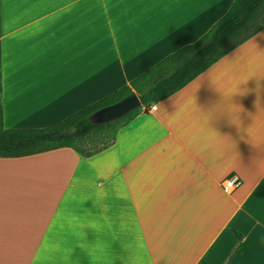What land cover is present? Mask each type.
<instances>
[{
  "label": "crops",
  "instance_id": "obj_1",
  "mask_svg": "<svg viewBox=\"0 0 264 264\" xmlns=\"http://www.w3.org/2000/svg\"><path fill=\"white\" fill-rule=\"evenodd\" d=\"M233 2L0 0L4 128L113 94ZM154 104L90 157L0 158V264H264V29Z\"/></svg>",
  "mask_w": 264,
  "mask_h": 264
},
{
  "label": "trees",
  "instance_id": "obj_2",
  "mask_svg": "<svg viewBox=\"0 0 264 264\" xmlns=\"http://www.w3.org/2000/svg\"><path fill=\"white\" fill-rule=\"evenodd\" d=\"M263 10L264 0H234L226 14L197 41L166 56L113 94L49 127L4 128L0 98V158L24 157L60 148H71L90 157L107 149L116 141L119 130L149 105L172 96L263 30ZM133 93L139 97L140 107L109 123H91L93 113Z\"/></svg>",
  "mask_w": 264,
  "mask_h": 264
},
{
  "label": "water",
  "instance_id": "obj_3",
  "mask_svg": "<svg viewBox=\"0 0 264 264\" xmlns=\"http://www.w3.org/2000/svg\"><path fill=\"white\" fill-rule=\"evenodd\" d=\"M140 106L141 101L139 97L133 93L112 105L99 109L91 115L90 121L95 125L109 123L122 118Z\"/></svg>",
  "mask_w": 264,
  "mask_h": 264
},
{
  "label": "built area",
  "instance_id": "obj_4",
  "mask_svg": "<svg viewBox=\"0 0 264 264\" xmlns=\"http://www.w3.org/2000/svg\"><path fill=\"white\" fill-rule=\"evenodd\" d=\"M156 110V105L152 104L149 107L146 108V111H155ZM241 184V179L237 175H233L221 183V187L223 188L224 191L227 193H231L234 191L237 187H239Z\"/></svg>",
  "mask_w": 264,
  "mask_h": 264
},
{
  "label": "rangeland",
  "instance_id": "obj_5",
  "mask_svg": "<svg viewBox=\"0 0 264 264\" xmlns=\"http://www.w3.org/2000/svg\"><path fill=\"white\" fill-rule=\"evenodd\" d=\"M262 15H263V17H264V10H263V14H262ZM263 19H264V18H263ZM259 22H261V21H259ZM263 23H264V22H263Z\"/></svg>",
  "mask_w": 264,
  "mask_h": 264
}]
</instances>
